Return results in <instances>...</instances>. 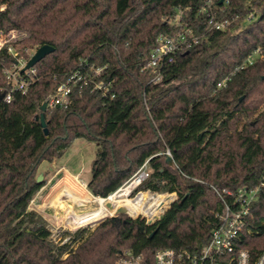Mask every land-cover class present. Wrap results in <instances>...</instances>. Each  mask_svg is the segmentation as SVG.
I'll use <instances>...</instances> for the list:
<instances>
[{
    "label": "trees",
    "instance_id": "1",
    "mask_svg": "<svg viewBox=\"0 0 264 264\" xmlns=\"http://www.w3.org/2000/svg\"><path fill=\"white\" fill-rule=\"evenodd\" d=\"M220 2L0 0V34H26L19 41L26 60L44 45L54 48L34 67L26 94L0 101V264H116L126 250L153 264L158 250H199L219 224V194L243 187L260 188L243 247L254 258L264 251V61L237 71L264 47V0ZM210 10L232 25L212 29ZM181 11L200 42L178 53L153 82L143 69L158 37L179 30ZM251 13L255 19L247 22ZM83 62L106 67L95 81L108 92L75 89L68 108L47 109L45 134L36 115ZM15 63L6 46L0 95L10 92L3 69ZM76 139L98 147L87 185L93 196L108 198L148 162L153 173L135 193H175L177 199L162 197L167 207L172 204L152 225L108 218L94 230L64 232L56 243L31 204L47 183L45 176L37 182L41 164L54 163Z\"/></svg>",
    "mask_w": 264,
    "mask_h": 264
},
{
    "label": "built area",
    "instance_id": "2",
    "mask_svg": "<svg viewBox=\"0 0 264 264\" xmlns=\"http://www.w3.org/2000/svg\"><path fill=\"white\" fill-rule=\"evenodd\" d=\"M3 9L1 8L0 10ZM182 15L181 11L178 15L177 24L179 30L177 32L170 35L161 34L158 37L150 59L143 69V71L149 72L153 76V82H159L162 79L164 67L173 63L178 53L200 42V38L192 34L188 22L182 20ZM208 18L210 27L216 31H225L232 25L231 20H220L211 10L208 13ZM254 19L255 14L251 13L248 15L246 21L251 22ZM20 33L17 30H11L0 34V52L7 46L8 53L16 60L13 68L3 69V76L10 86V92L6 96H3L2 99L5 103L12 101L14 92L26 94L34 84L36 77L34 67L23 72V69L33 55L29 60H26L22 56L19 50V41L24 37H21ZM259 61H264V47L255 49L245 63L237 68V71L252 66ZM105 69V66L93 67L86 65L85 67V63H81V69L71 74L47 98L45 101L48 103L47 109L68 108L71 104L73 91L77 88L82 89L94 86V88L102 90L105 95L109 89L104 87L102 82L95 81L98 76L102 75ZM230 80L231 76L220 81L217 84V89L225 88ZM152 173V168L146 162L116 193L106 199L98 198L105 202L114 196H120V198L129 197L137 191ZM79 184L84 187L87 186L82 180L79 181ZM259 191L260 188L252 190L246 187L239 188L237 191L230 189L223 190V193H220L219 196L224 201V209L219 215V224L213 229L208 243L195 251L158 250L153 257V264H264V251L254 258L243 247L246 237L252 234V230L248 226L254 220L252 206L257 199ZM139 195H142V193ZM151 195L158 194L151 193ZM116 264H145V257L142 254L126 250L120 254Z\"/></svg>",
    "mask_w": 264,
    "mask_h": 264
},
{
    "label": "rangeland",
    "instance_id": "3",
    "mask_svg": "<svg viewBox=\"0 0 264 264\" xmlns=\"http://www.w3.org/2000/svg\"><path fill=\"white\" fill-rule=\"evenodd\" d=\"M3 7V6H0ZM21 37H26V34L20 33ZM239 129H241L242 124H239ZM236 134V133H235ZM98 152V147L94 142H88L83 139H76L72 143L71 147L62 155L59 159H57L53 164H48L46 162L42 163L39 168L40 176H47L46 179L51 177V174L53 172H58L60 168L61 171L58 172V178L54 180L53 184L48 187L46 192H52L51 190L54 189L58 182L60 186L63 183H68L72 188H74L76 193H79L80 195L83 194V187L79 184V181L82 180L86 185L90 182L92 178V163L96 158ZM51 166V167H50ZM52 168V170H50ZM78 176L79 179L77 180V183L73 180V176ZM67 177V178H66ZM81 187H80V186ZM64 191H67L72 196L79 198V199H85V200H71L74 206H86V208L80 209V211H76L75 213L66 210L65 217L63 212H58L56 214L53 210H50V207L46 201L45 193H42L40 197L36 198L34 201L33 207H35L37 210L41 206L42 209L46 211L47 219L49 220V229L52 232V237L56 241V243H59L63 238L64 232H76L77 230L81 228H87L89 227L90 230H94L101 222L105 221L108 218H111L110 212H115L113 215H116V210H111L113 205H118V207H125L128 210L129 205L126 201L129 202V204H133L136 202L138 198H141L144 202L143 204H148V201L151 200V198H154L157 200V209L153 211H149L148 213L144 214L142 212V208L134 207L136 210V215L128 214L127 217L135 219V220H143L146 222V224L151 225L157 220H159L163 214L167 211V209L170 207V205L167 207L165 200L162 197L166 196H173L174 201L177 199L176 194H158V195H151L152 192H138L134 193L129 197H122L119 198V201L117 203H113L110 200H106L105 203H97V201H94L91 199L90 196L88 197H81L71 190L62 189L58 191L56 194L60 195ZM85 195L87 192H85ZM142 193V195H139ZM157 194V193H156ZM56 196V195H55ZM98 198V197H97ZM99 199V198H98ZM160 199V201H159ZM60 202V201H59ZM107 203L112 204L111 208H107ZM71 205V204H70ZM68 205L67 207H69ZM162 206H166V208H162ZM32 207V206H31ZM145 207V205H143ZM161 207L159 210L158 208ZM86 210V211H83ZM164 211V213L160 216V214ZM90 216V217H89ZM160 216V217H159ZM64 217V218H63ZM88 217V218H87ZM159 217V218H158ZM71 218V221L70 219ZM85 218V219H83ZM158 218V219H157ZM157 219V220H156ZM156 220V221H155ZM69 239L68 236H65L64 242H66Z\"/></svg>",
    "mask_w": 264,
    "mask_h": 264
},
{
    "label": "crops",
    "instance_id": "4",
    "mask_svg": "<svg viewBox=\"0 0 264 264\" xmlns=\"http://www.w3.org/2000/svg\"><path fill=\"white\" fill-rule=\"evenodd\" d=\"M53 164V163H52ZM51 167V166H50ZM61 169L62 168H60L59 170H58V172L59 171H61ZM50 170H52V168L50 169ZM58 172H53L52 174H51V177L49 176V178L47 179V183H46V185L40 190V192L36 195V197H35V199L36 198H38V197H40L41 196V194L42 193H45L44 195H45V198H46V201H47V203H48V205H49V207H50V210H53L56 214H58V212H63L64 213V217H65V212H66V210H68L69 209V211H71V212H73V213H75V215H76V211H80V212H82L80 209H82V208H86L88 205H86V206H83V207H80V206H74V208H73V203L71 202V200H85V199H79V198H76V197H74V196H72L70 193H68L67 191H64L63 193H61L60 195H57L56 193L58 192V191H60V190H62V189H65V190H67V189H69V190H71L72 192H74L75 194H77V195H79V196H81V197H88V196H90L91 197V199H97V197H95V196H93L91 193H90V191L88 190V188H87V186L86 187H81L80 185V187L83 189V194L82 195H80L79 193H76L75 192V190H74V188H72L68 183H63V184H61L60 186H58L59 185V183L60 182H58V184H57V186L54 188V189H52L51 191V193L49 192H46L47 191V189H48V187H50L52 184H53V182H54V180H56L58 177ZM45 177H47L46 175H45ZM67 178V177H66ZM79 179V177L78 176H73V180L77 183V180ZM78 184V183H77ZM84 191L85 192H87L86 193V195H85V193H84ZM56 195V196H55ZM40 198H42V197H40ZM35 199L33 200V202H32V204H31V208L33 209V210H35V211H37L38 213H40L41 215H43L44 217H45V219L48 221V223H49V220L47 219V216L45 215V214H47L46 213V211L44 210V209H42L41 208V206L39 207V209L37 210L35 207H33V205H35L34 204V201H35ZM60 201V202H59ZM71 204V205H70ZM68 205H70L69 207H67ZM83 211H86V210H83ZM63 217V218H64ZM70 219V221H71V218H69ZM85 219V218H84Z\"/></svg>",
    "mask_w": 264,
    "mask_h": 264
},
{
    "label": "water",
    "instance_id": "5",
    "mask_svg": "<svg viewBox=\"0 0 264 264\" xmlns=\"http://www.w3.org/2000/svg\"><path fill=\"white\" fill-rule=\"evenodd\" d=\"M224 1L225 0H221L220 4L224 3ZM53 51H54V48H52V47H50L48 45H44V46L40 47L39 49H37L35 51V53L33 54V56L31 57V59L28 61V63L25 66V68L23 69V72L35 67L41 60H43L46 56L51 54ZM2 99H3V95H0V101ZM47 108H48V103L44 102L43 105L40 108V114L36 115V117H35V120L40 122V125L44 129L45 134H48L47 123L45 121V113L47 111ZM43 179H44L43 176H39L37 178V182L41 183L43 181ZM173 202H174V200L172 201V203ZM111 207H112V204L107 203V208H111ZM128 214L129 213H128V211H127V209L125 207H120V208L117 209L116 215H111V218L114 219V220H119L120 221V218L122 216H127Z\"/></svg>",
    "mask_w": 264,
    "mask_h": 264
},
{
    "label": "bare ground",
    "instance_id": "6",
    "mask_svg": "<svg viewBox=\"0 0 264 264\" xmlns=\"http://www.w3.org/2000/svg\"><path fill=\"white\" fill-rule=\"evenodd\" d=\"M119 198H120V196H114V197H111V199H110V201L111 202H117V201H119ZM94 201H97V203H100V205H101V203H105L102 199H93ZM128 204L127 205H129V207H128V210H129V214H131V215H136V210H135V208L134 207H139V208H142V212L144 213V214H146V213H148L149 211H153V210H155V209H157V206H156V204H157V200L156 199H154V198H151V200L150 201H148L147 203H150V205H148V204H146V202H145V204H143L144 202L142 201V199L141 198H138L137 200H136V202L135 203H133V204H129V202L128 201H126ZM143 205H145V207H143ZM161 207H159L158 208V210L160 209ZM162 208H166V206H162ZM90 217V216H89ZM88 218V217H87ZM84 219V218H83Z\"/></svg>",
    "mask_w": 264,
    "mask_h": 264
}]
</instances>
